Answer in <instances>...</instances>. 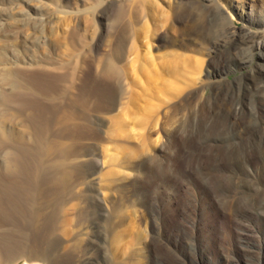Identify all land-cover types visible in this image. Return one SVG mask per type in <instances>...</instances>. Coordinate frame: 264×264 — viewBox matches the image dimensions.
Returning a JSON list of instances; mask_svg holds the SVG:
<instances>
[{
	"label": "rangeland",
	"instance_id": "1",
	"mask_svg": "<svg viewBox=\"0 0 264 264\" xmlns=\"http://www.w3.org/2000/svg\"><path fill=\"white\" fill-rule=\"evenodd\" d=\"M139 1L0 0V177L4 162L8 166L14 164L16 149L35 150L38 137L50 143L58 137L63 138L58 141H64V144L69 140L76 142L73 144L79 154L74 161L79 167L73 185L78 197L71 203L79 211L69 213L74 218L70 229L77 232L78 239L74 243L78 245L67 253L63 248H58L62 250L61 254L57 253L61 250H55L56 255L53 253L51 259L57 264H78L90 254L96 256L95 243L88 239L98 227L107 235L112 221L141 209L139 204L147 187L152 192L161 188L159 190L166 198L163 202L157 193L156 199L163 202L162 210L170 214L166 234H173L179 264H264V216L258 223L248 221L241 231L244 221L237 213L222 206L209 207L210 202H200L199 176L188 170L187 164L190 157L200 158L206 165L213 161L208 153L199 155L196 151L201 142L190 152H187L189 148H181L176 156L170 155L175 176L162 178L149 165L151 161H158L159 155L161 161L168 156L165 147L169 139L179 142L180 138L174 135L175 127L183 122L185 113L178 115L173 111L174 106L192 101L189 110L198 113L203 109L202 101L209 99L218 87L234 86L258 66L259 58L245 69L226 72L220 78L211 73L219 56L230 48L228 40L221 37V29L230 27L237 33L260 31L264 0H147L145 4ZM127 38L120 66L128 82H132L131 89L137 87L134 89L145 96L143 107L134 112L127 110L130 121L125 128L106 124L101 133L102 138H107L105 142L94 137L70 138L62 133L58 136L70 101L83 88L87 92L85 97L93 102L92 92L95 87L103 86L102 81L117 84L111 75L105 76L95 68L96 59L97 55L118 53ZM213 39H220L223 47L215 48ZM172 54L189 59L174 69L176 57ZM259 100L246 99V123L253 119V108ZM223 108L224 112L231 109ZM123 111L106 116L91 112L88 118L90 122H97L120 113L119 117L123 119L126 118ZM156 124L160 128L159 135L152 129ZM92 153L98 154V162L91 163ZM222 162L227 165L225 158ZM260 166L261 171L251 167L244 176H238L257 186L259 191L256 188L252 192L255 197L264 193V166ZM147 172L151 173L150 178L153 175L151 182ZM224 173V170L220 171V174ZM91 174L93 177L90 178ZM168 187L180 188L172 210L168 209L169 192L165 189ZM224 194L229 195L228 192ZM119 201L124 204L114 210L112 207ZM97 211L105 213L99 223L94 219ZM155 218L159 216L154 215L153 220ZM130 219L127 236L116 243L121 248L120 260L126 261L130 254L137 252L133 259L139 264H148L153 255H160L164 264H168L173 252L166 243L164 246L154 241L157 233L159 235V222H137L134 215ZM1 227L0 242L4 230ZM31 237L23 241L25 245L8 252L0 243V253L4 255L1 264H33L25 256L34 244ZM41 245L47 247L46 242ZM100 261V264L104 262Z\"/></svg>",
	"mask_w": 264,
	"mask_h": 264
},
{
	"label": "bare ground",
	"instance_id": "2",
	"mask_svg": "<svg viewBox=\"0 0 264 264\" xmlns=\"http://www.w3.org/2000/svg\"><path fill=\"white\" fill-rule=\"evenodd\" d=\"M139 2L145 4L147 0H140ZM259 22L262 29L255 33H237L230 27L221 29L220 33L222 35H220L228 40L230 48L219 56L215 69L211 73L216 78H220L226 72L244 68L257 58L260 60L258 66L246 78L240 79L236 84L234 83V86L225 85L226 87H218L209 99L202 101L203 109L198 111V113L196 110L193 111V109L190 111L192 101L191 104L180 103L174 106L173 111L177 112V114L185 113L183 122L175 127L174 135L177 134L176 136L180 138L179 142L175 139H169L165 147L168 156L161 161L158 158L159 155L156 159L158 161L148 163L157 170L156 172L162 178H167L169 175L175 176V168L172 165L173 159L170 155L173 153L176 156L181 148H189L187 152H190L194 150L196 143L201 142V147L196 151H199V155L208 153L213 161L206 165L200 161V158L193 159V157H190L187 164V169L194 171V173L196 172L199 176L201 183V187L198 188L201 198L200 202H210L209 207H212V205L213 207L218 206V208L222 206L223 209L226 208L228 211L237 213L242 221L247 222H241V231L247 226L248 221L249 223L260 222V219L264 216L262 215L264 212V193L260 197H255L252 192H255L254 189L257 186L246 178L239 179L238 177L239 174L244 176L248 172L247 169L251 167L254 171H261L260 165L264 166V20ZM220 41V39H213L215 48L223 47ZM127 43L128 38L121 43L118 53L102 55L103 57L97 55L95 68L100 70L105 76L111 75L114 82L117 81V84L110 83L107 80L102 81L103 86L95 87L94 92H92L95 96L93 102L85 97L87 92L85 91L86 88H83L79 95L70 101L66 113L64 112L58 136L62 133L70 138H75L74 136L82 138L94 137L101 143L105 142L107 138H102L103 135L101 136V133L106 124H109L110 127L118 124L125 128L130 121V118L126 115L127 110L134 112L137 108L143 107L142 103L146 100L145 96H143L142 92L134 89L137 87L131 89L130 83L132 82H128L127 75L120 66V62L125 56ZM185 48L188 49V47ZM174 56L176 57V60H174L176 63H174L175 67L173 65L174 69L180 64H186L189 59L184 57V55L176 54ZM170 70L172 69L170 68ZM198 92L200 93V91ZM247 98H260L256 102V108H253L255 112L252 114L253 119L251 122L248 121L249 123H246V120H248L245 109ZM223 106H228L231 109L228 112H226L227 110L224 112ZM122 109L126 116L123 119L119 117L120 113H116L111 117H104L102 118L103 121L99 120L97 122H90V117L88 118V115L92 114L91 112L106 116L116 111L120 112ZM217 109L220 111H217ZM149 126H151L150 122ZM152 129L158 135L161 134L158 124L154 127L152 126ZM58 140L51 143L48 141V143L46 142L47 140L45 141L42 137H38L36 148L34 147L35 150L17 148L20 150L17 152L16 149L13 155L14 164L8 166L4 162L3 172L0 177V225L4 229L0 243H2L4 251L8 252L24 244L23 241L31 235L33 239L31 240L34 244L30 245L25 256L33 264H57L51 259L55 250L63 248L64 252L67 253L70 248L78 245V243H74L77 238L75 233L77 232L74 233L70 229L74 218L71 217L69 212L75 211L76 213L79 211L76 208L77 206L71 203L72 200L78 197L74 194L73 177L79 167L74 158L79 153L75 148V141L73 142L74 144L70 143L71 140L67 142L68 144H64L62 143L64 141L60 142L61 140ZM207 142L208 144H206ZM23 148L25 149V147ZM224 158L227 160V165L222 162ZM90 159L91 163L98 162V154L93 155ZM148 170L153 171L154 169ZM222 170L225 171L224 174H220ZM147 173L146 175H148L150 180L153 175L150 178L151 173ZM89 177H93V174ZM145 189L139 204L141 209L131 213L128 212L121 218L112 221L107 235L98 227L93 237L88 239L89 241L93 240L95 243L94 251L96 256L93 257L89 252L90 255L86 259L79 261L78 264H100V260H103L105 264H139L138 260L134 262L133 259L135 254L138 255L137 252L130 254L126 261L120 260L121 248L116 246L118 239L127 236L129 231L127 225L131 224L130 216L132 215L135 216L137 222L142 220H149L150 223H153L152 221L155 223L156 221L159 222V235L157 233L154 241L164 246L166 243V246L173 252V257L168 264L180 263L176 253L177 244L172 240L173 234H166L165 227L170 214H168L167 210H162L161 207L166 198L160 192L159 189L161 188L157 192H152L149 187ZM165 189L169 192H167L169 209L179 195L180 188L170 189L168 187ZM257 190L259 191L258 188ZM225 192H228L229 195L225 196ZM157 193L161 196L163 202L156 199ZM232 194L237 195L233 196ZM228 201L231 202V205H227ZM123 204V202L118 203V205L116 203L112 208L114 210L118 209ZM94 215V219L99 223L105 213L97 211ZM154 215L159 216V218L153 220ZM76 217L79 216L76 214ZM178 232L181 233L182 237L184 236L182 232ZM243 237L244 235H242L241 239ZM44 242L47 243L46 248L41 245ZM58 252L61 254L62 250ZM3 256L0 253V264ZM147 263L164 264L160 255L151 256Z\"/></svg>",
	"mask_w": 264,
	"mask_h": 264
}]
</instances>
